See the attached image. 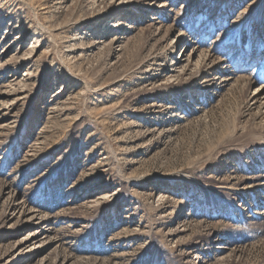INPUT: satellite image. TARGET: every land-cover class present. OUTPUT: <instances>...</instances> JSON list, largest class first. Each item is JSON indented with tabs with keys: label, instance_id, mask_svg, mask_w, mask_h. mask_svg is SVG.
Listing matches in <instances>:
<instances>
[{
	"label": "rangeland",
	"instance_id": "374dc122",
	"mask_svg": "<svg viewBox=\"0 0 264 264\" xmlns=\"http://www.w3.org/2000/svg\"><path fill=\"white\" fill-rule=\"evenodd\" d=\"M0 264H264V0H0Z\"/></svg>",
	"mask_w": 264,
	"mask_h": 264
},
{
	"label": "bare ground",
	"instance_id": "6f19581e",
	"mask_svg": "<svg viewBox=\"0 0 264 264\" xmlns=\"http://www.w3.org/2000/svg\"><path fill=\"white\" fill-rule=\"evenodd\" d=\"M107 27H108V26H106V28H107ZM183 56H184V55H182L181 59L183 58ZM174 66H176V64H175ZM174 70H175V69H174Z\"/></svg>",
	"mask_w": 264,
	"mask_h": 264
}]
</instances>
